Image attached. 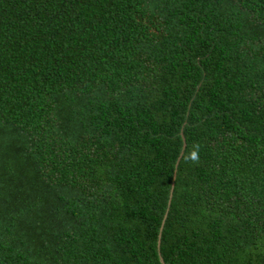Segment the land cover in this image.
I'll return each mask as SVG.
<instances>
[{
  "label": "trees",
  "instance_id": "1",
  "mask_svg": "<svg viewBox=\"0 0 264 264\" xmlns=\"http://www.w3.org/2000/svg\"><path fill=\"white\" fill-rule=\"evenodd\" d=\"M161 256L264 264V0H0V264Z\"/></svg>",
  "mask_w": 264,
  "mask_h": 264
},
{
  "label": "water",
  "instance_id": "2",
  "mask_svg": "<svg viewBox=\"0 0 264 264\" xmlns=\"http://www.w3.org/2000/svg\"><path fill=\"white\" fill-rule=\"evenodd\" d=\"M184 145H185V144H184ZM173 186H174V182H173ZM161 260H162L163 264H165V261H164L163 256H161Z\"/></svg>",
  "mask_w": 264,
  "mask_h": 264
}]
</instances>
